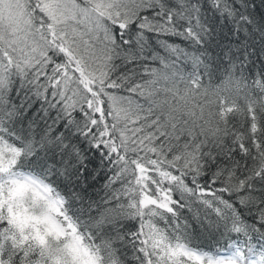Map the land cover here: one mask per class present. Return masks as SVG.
Segmentation results:
<instances>
[{
  "label": "snow or ice",
  "instance_id": "obj_1",
  "mask_svg": "<svg viewBox=\"0 0 264 264\" xmlns=\"http://www.w3.org/2000/svg\"><path fill=\"white\" fill-rule=\"evenodd\" d=\"M0 264H264V0H0Z\"/></svg>",
  "mask_w": 264,
  "mask_h": 264
}]
</instances>
